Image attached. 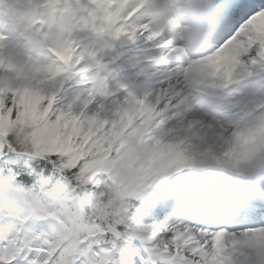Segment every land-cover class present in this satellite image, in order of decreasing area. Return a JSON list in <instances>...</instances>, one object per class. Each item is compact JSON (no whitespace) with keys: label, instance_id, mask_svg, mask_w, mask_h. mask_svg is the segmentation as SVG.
I'll list each match as a JSON object with an SVG mask.
<instances>
[{"label":"snow or ice","instance_id":"1","mask_svg":"<svg viewBox=\"0 0 264 264\" xmlns=\"http://www.w3.org/2000/svg\"><path fill=\"white\" fill-rule=\"evenodd\" d=\"M19 2L0 0V13L50 35L58 64H34L38 78L13 87L10 74L33 55L0 46V264H255L253 245L264 248V0L181 5L206 17L194 56L181 43L191 26L169 17L153 27L142 11L150 0ZM81 27L142 38L156 53L154 89L129 94L112 120L67 115L46 90L87 71L73 60ZM197 166L248 180L231 222L195 208L176 215L170 187Z\"/></svg>","mask_w":264,"mask_h":264},{"label":"clouds","instance_id":"2","mask_svg":"<svg viewBox=\"0 0 264 264\" xmlns=\"http://www.w3.org/2000/svg\"><path fill=\"white\" fill-rule=\"evenodd\" d=\"M191 2L192 0H150L142 11L148 13L146 19L152 22L153 27L163 26L164 21L169 17L180 26H191V31L181 38V43L187 52L194 56L202 40L196 28L205 21L206 17L181 7ZM156 21H159L158 25ZM36 63H41L37 56H33L31 61L25 60L20 73L10 74L11 85L22 88L37 79L38 76L33 71V65ZM247 182L248 180L227 168L197 166L181 174L170 187L174 211L178 217H183L195 208L204 213L213 223L231 222L236 210L243 202L244 185ZM251 253L256 258L255 264H261V261H264V248L253 245Z\"/></svg>","mask_w":264,"mask_h":264},{"label":"rangeland","instance_id":"3","mask_svg":"<svg viewBox=\"0 0 264 264\" xmlns=\"http://www.w3.org/2000/svg\"><path fill=\"white\" fill-rule=\"evenodd\" d=\"M76 35H80V32L74 31ZM73 38V37H72ZM14 49L5 50L6 52H14ZM65 83V73L62 74V77L57 80L53 85L47 86V92L49 94H59L61 91V85ZM122 96L118 99H115L116 102L125 103L129 99V95L124 96V91H120ZM108 100V99H107ZM114 103L109 102L108 105H113ZM65 114L73 115V116H90L92 114H98V117H103L100 119L104 120H112L110 115L108 116L106 113H100L97 108L93 105L92 99L90 96L85 95L82 98L76 99L73 102H69L68 106L65 108Z\"/></svg>","mask_w":264,"mask_h":264},{"label":"bare ground","instance_id":"4","mask_svg":"<svg viewBox=\"0 0 264 264\" xmlns=\"http://www.w3.org/2000/svg\"><path fill=\"white\" fill-rule=\"evenodd\" d=\"M146 69V67H143V70H145ZM123 105H119V107H118V109L120 108V107H122ZM118 109L117 108H109V113H111V112H113V110L115 111V113L118 111Z\"/></svg>","mask_w":264,"mask_h":264},{"label":"trees","instance_id":"5","mask_svg":"<svg viewBox=\"0 0 264 264\" xmlns=\"http://www.w3.org/2000/svg\"><path fill=\"white\" fill-rule=\"evenodd\" d=\"M54 107L62 111V109L58 106V104H56V102H54Z\"/></svg>","mask_w":264,"mask_h":264}]
</instances>
